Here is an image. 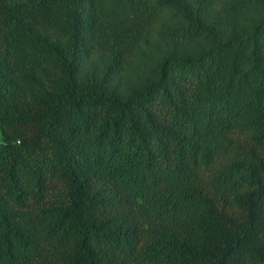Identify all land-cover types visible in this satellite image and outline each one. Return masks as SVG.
I'll return each mask as SVG.
<instances>
[{
  "label": "trees",
  "instance_id": "16d2710c",
  "mask_svg": "<svg viewBox=\"0 0 264 264\" xmlns=\"http://www.w3.org/2000/svg\"><path fill=\"white\" fill-rule=\"evenodd\" d=\"M222 2L0 0V264H264V0Z\"/></svg>",
  "mask_w": 264,
  "mask_h": 264
},
{
  "label": "rangeland",
  "instance_id": "374dc122",
  "mask_svg": "<svg viewBox=\"0 0 264 264\" xmlns=\"http://www.w3.org/2000/svg\"><path fill=\"white\" fill-rule=\"evenodd\" d=\"M229 0H223L221 5L209 12L210 15L221 19L224 26V34H229L235 29L248 30L250 24L255 17L253 13H247L243 16L236 18L227 13ZM206 42L199 40L190 44L179 42L167 43H153L147 45L143 51L137 56V62L133 69L121 77L117 78L115 83L116 87L124 94L130 91V88L141 82H146L154 76V69L157 64L164 59L167 55L174 53L177 55H190L198 51ZM106 60L97 57L89 64V69L102 73ZM2 139V132L0 127V140Z\"/></svg>",
  "mask_w": 264,
  "mask_h": 264
}]
</instances>
